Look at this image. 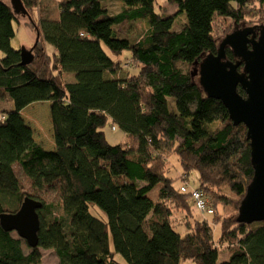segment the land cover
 <instances>
[{"label": "trees", "instance_id": "trees-1", "mask_svg": "<svg viewBox=\"0 0 264 264\" xmlns=\"http://www.w3.org/2000/svg\"><path fill=\"white\" fill-rule=\"evenodd\" d=\"M21 1L40 39L33 64L22 66L12 46L21 23L0 0V98L14 103L0 110V215L16 213L26 197L43 208L36 248L0 225V264H40L42 249L56 253L55 264H123L118 255L127 264H219L221 250L229 252L220 264H264V221H237L254 177L247 128L236 126L195 76L197 63L217 53V28L223 35L231 28L223 20L240 24L258 16L253 22L264 25V0H168L177 6L172 16L156 11L157 0H121L115 14L105 0H59V17L41 13L38 23L41 0ZM182 14L186 21L177 29ZM136 22L147 25L145 33L134 41L122 36L119 28ZM125 51L140 69L119 79ZM227 57L235 59L230 50ZM38 102L50 103L54 151L35 141L22 116ZM108 122L127 135V144L108 143ZM172 153L183 174H198L213 222L195 215L191 195L163 172ZM16 167L33 194L23 191ZM54 185L58 202L34 197ZM157 186L155 201L148 194ZM93 206L107 221L91 213ZM175 208L192 219L173 224ZM184 225V234L176 231Z\"/></svg>", "mask_w": 264, "mask_h": 264}, {"label": "water", "instance_id": "water-1", "mask_svg": "<svg viewBox=\"0 0 264 264\" xmlns=\"http://www.w3.org/2000/svg\"><path fill=\"white\" fill-rule=\"evenodd\" d=\"M17 16H27L21 0H10ZM39 37V33H38ZM227 50L235 57L228 59ZM21 65L35 61L33 49L22 48ZM195 76L205 94L221 101L234 124H244L251 147L254 177L239 207L237 221L252 224L264 221V26H236L218 45L216 54L197 63ZM242 67V69H241ZM241 88L246 96L239 93ZM43 203L26 197L16 213L0 215V225L16 232L31 248L38 247L39 211Z\"/></svg>", "mask_w": 264, "mask_h": 264}, {"label": "rangeland", "instance_id": "rangeland-1", "mask_svg": "<svg viewBox=\"0 0 264 264\" xmlns=\"http://www.w3.org/2000/svg\"><path fill=\"white\" fill-rule=\"evenodd\" d=\"M7 2L10 5V0H3ZM59 0H43L41 2V7L43 8H49V12L53 14L55 10V6L58 3ZM121 0H105L103 5L107 6L109 8V12L111 14H115L116 12L121 11ZM156 11L163 15V16H172L176 13L177 11V6L171 4L168 2V0H157L156 3ZM176 24L177 29H180V24L184 21H186V15H178ZM254 21H258V16H252L251 18L248 19V22L245 23L246 26H264L260 25L258 23H254ZM18 20L21 23L17 30L16 38L13 39L12 41V46L17 49L21 50L22 48L26 49H31L33 46L32 40L39 41L38 33L36 27H34L30 20L27 17L23 16H18ZM225 24L232 25L231 28L229 29L228 33H230L236 26H242L243 22L238 24V23H231L229 20H223ZM147 29V25L144 22H136V23H131V24H126L122 27L119 28L120 33H122V36L128 37L132 39L133 41L140 38L143 33H145ZM227 33V34H228ZM226 35L222 34V30L217 28L216 31V37L218 38L220 43L222 39ZM34 40V41H35ZM106 52L107 54L112 58L116 59L118 57H115L112 55V53L107 49ZM48 50L51 52L54 50V48L50 45H48ZM0 54L3 57V53L0 51ZM52 54V53H51ZM122 69L119 71L116 75L117 78L119 79H125L128 76L137 74L139 72L140 67L134 60H132L131 53L129 51H125L122 56L119 57ZM198 68V66H197ZM197 79H199L197 77ZM68 80V79H65ZM69 81V80H68ZM0 103H2V108L10 110L14 109V103L9 99L6 98V100H2L0 98ZM23 119L25 123L32 128L34 132V139L36 140L37 143L42 144L44 146L43 148L47 151H53L55 150L56 143H55V137H54V129H53V124H52V119H51V107L49 102H38L32 107H29L27 110L22 114ZM113 127L115 129H113ZM105 136L107 138V141L110 145H117V144H127L128 143V137L127 135L116 125H113L112 122H108L107 125L104 128ZM17 176L20 180L22 189L25 193L31 195L33 194V190L31 188V181L23 174L21 169L19 167L15 168ZM163 172L171 179L175 180V187L180 188L184 185L183 181H185V177L187 175L183 174V169L181 168L180 161L178 159L177 154L172 153L169 155V157L166 158L165 162L163 163ZM187 185L190 189H195L198 188L200 183H199V178L198 174L196 172H192L188 178H186ZM160 186H157L153 191H151L148 195H150L155 201L159 199V192H160ZM34 197H40L42 201L45 203H51V202H58L59 200V195H58V185H54L52 187L45 188V190L38 192L35 194ZM172 207V204H170ZM224 209V208H223ZM225 214L226 212L223 211ZM91 213L99 218L102 219V221H107V217L104 215V213L99 210L97 207H91ZM195 215H200V218L202 219H207L210 222H213V216H204L202 215L201 212L199 211H194ZM197 215V216H198ZM173 224H177L178 226L183 225L186 221L191 220V214L181 211V208H175L173 215ZM190 223V221H189ZM192 224V222L190 223ZM176 231H178L181 234H184L187 231L186 226H181V227H176ZM220 235V229L217 225H214V236L215 239H218ZM111 247L113 248V245L111 244ZM114 250V249H113ZM43 258L41 260L40 264H55L58 261V258L56 256V253L53 250H41ZM229 252L227 250H221L222 256H220L219 259V264L224 261V257L227 256V253ZM119 260L123 262V264H127L121 256H117ZM183 264H194L191 262H185Z\"/></svg>", "mask_w": 264, "mask_h": 264}, {"label": "built area", "instance_id": "built-area-1", "mask_svg": "<svg viewBox=\"0 0 264 264\" xmlns=\"http://www.w3.org/2000/svg\"><path fill=\"white\" fill-rule=\"evenodd\" d=\"M186 178L188 177H185V181H183L184 185L181 187V192L191 195L197 211L201 212L203 215L213 216L215 210L211 205L208 194L199 188L190 189L187 185L188 180L186 181Z\"/></svg>", "mask_w": 264, "mask_h": 264}, {"label": "crops", "instance_id": "crops-1", "mask_svg": "<svg viewBox=\"0 0 264 264\" xmlns=\"http://www.w3.org/2000/svg\"><path fill=\"white\" fill-rule=\"evenodd\" d=\"M3 1V0H2ZM43 0H41V2H42ZM5 2V1H4ZM59 2V1H58ZM5 3H7V2H5ZM8 4V3H7ZM56 8H55V10H54V12H53V14H51V12H49V8H43V7H41L37 12H36V16H35V20H36V22L38 23L39 22V20H40V15H41V13H45V14H49V15H51V17L53 16V18H58L59 17V11H58V9L59 8H57L58 7V3L56 4V6H55ZM35 40V39H34ZM34 40H32L33 41V43H32V49L34 48V45L37 43V39L34 41ZM47 48V51H48V53L50 54V55H52L55 51L54 50H52L51 52H49V50H48V46L46 47ZM52 53V54H51ZM2 59V55L0 54V60ZM64 78L65 79H68V80H73L74 79V77H73V75H71V74H65V76H64ZM34 104H36V103H34ZM34 104H32V105H34ZM32 105H30V106H28L27 108H26V110L29 108V107H32ZM0 110H3L2 109V103H0ZM25 111V109L22 111V114H23V112ZM36 141V140H35ZM40 144V143H39ZM40 145H42V144H40ZM44 147V146H43ZM54 151V150H53Z\"/></svg>", "mask_w": 264, "mask_h": 264}, {"label": "bare ground", "instance_id": "bare-ground-1", "mask_svg": "<svg viewBox=\"0 0 264 264\" xmlns=\"http://www.w3.org/2000/svg\"><path fill=\"white\" fill-rule=\"evenodd\" d=\"M245 26H246V24L245 23H243ZM239 26V25H238ZM241 69H242V67H241ZM196 77H198L199 78V76H196ZM198 82H199V79H198Z\"/></svg>", "mask_w": 264, "mask_h": 264}, {"label": "clouds", "instance_id": "clouds-1", "mask_svg": "<svg viewBox=\"0 0 264 264\" xmlns=\"http://www.w3.org/2000/svg\"><path fill=\"white\" fill-rule=\"evenodd\" d=\"M32 49V48H31ZM113 129H115L114 127H113Z\"/></svg>", "mask_w": 264, "mask_h": 264}, {"label": "flooded vegetation", "instance_id": "flooded-vegetation-1", "mask_svg": "<svg viewBox=\"0 0 264 264\" xmlns=\"http://www.w3.org/2000/svg\"><path fill=\"white\" fill-rule=\"evenodd\" d=\"M243 25H244V24H243ZM243 25H242V26H243Z\"/></svg>", "mask_w": 264, "mask_h": 264}]
</instances>
